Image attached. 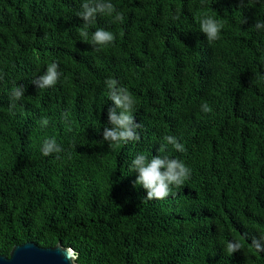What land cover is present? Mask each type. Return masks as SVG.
Returning <instances> with one entry per match:
<instances>
[{
    "label": "trees",
    "instance_id": "obj_1",
    "mask_svg": "<svg viewBox=\"0 0 264 264\" xmlns=\"http://www.w3.org/2000/svg\"><path fill=\"white\" fill-rule=\"evenodd\" d=\"M83 2L0 0V255L29 241L72 247L78 264H264L251 245L264 234V4L110 0L124 19L86 29L115 35L97 52L79 35ZM203 13L223 23L219 40L200 32ZM53 61L60 80L38 89ZM108 77L136 100L139 141H101L108 108L120 112ZM16 84L26 91L12 102ZM47 138L63 152L42 155ZM141 152L182 160L190 177L144 198L129 172ZM230 240L243 245L232 256Z\"/></svg>",
    "mask_w": 264,
    "mask_h": 264
},
{
    "label": "clouds",
    "instance_id": "obj_2",
    "mask_svg": "<svg viewBox=\"0 0 264 264\" xmlns=\"http://www.w3.org/2000/svg\"><path fill=\"white\" fill-rule=\"evenodd\" d=\"M258 4H264V0H255ZM239 6H245V0H239ZM76 16L83 19V29L79 35L83 41L90 43L94 50L99 52L102 47L112 44L115 41V35L105 30L104 28H97L91 33L86 30L97 18V16L111 17L113 23L123 21V13L118 11L110 0H85L80 5V10L76 12ZM180 18L179 10L173 14L172 19L178 20ZM246 20L244 19L243 23ZM200 25V32H202L206 39L211 43L220 39L221 30L224 27L223 23L214 16L203 13L198 18ZM255 29L260 31L264 29V21L257 20L255 22ZM59 64L55 61L47 65L46 71L43 74L36 76L32 80L38 89H45L57 84L62 73L58 70ZM108 89V99L114 101L115 105L120 109L119 114L116 113L115 108L109 107L107 124L104 126L103 142H107L109 147L113 145H120L129 141H139L140 135L137 131L142 127L141 123H137L134 119V111L136 109V100L130 91L122 86L117 79L108 77L104 81ZM26 88L23 84H16L10 93L12 102L20 100L25 94ZM204 112H210V106L205 103L201 105ZM66 116V114H62ZM42 127H46L49 123L47 118L39 121ZM111 125V127H108ZM166 144H171L177 151L183 152L184 146L171 135L165 136ZM63 148L54 138H47L43 141L41 146V153L44 156H50L53 153L63 152ZM164 151V145H161L159 152ZM135 171L138 173L134 186H142L147 194L144 198L164 199L171 192L173 187H180L190 177L191 170L186 164L179 159L172 158L167 155L151 156L149 158L144 153H138L129 164V172ZM251 245L257 252H264V234L253 236L251 238ZM243 245L239 240H230L226 245V253L232 256L238 250H242Z\"/></svg>",
    "mask_w": 264,
    "mask_h": 264
},
{
    "label": "water",
    "instance_id": "obj_3",
    "mask_svg": "<svg viewBox=\"0 0 264 264\" xmlns=\"http://www.w3.org/2000/svg\"><path fill=\"white\" fill-rule=\"evenodd\" d=\"M77 252L72 247L57 243L52 247H40L24 242L11 248L8 255H0V264H78Z\"/></svg>",
    "mask_w": 264,
    "mask_h": 264
}]
</instances>
